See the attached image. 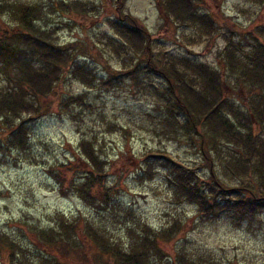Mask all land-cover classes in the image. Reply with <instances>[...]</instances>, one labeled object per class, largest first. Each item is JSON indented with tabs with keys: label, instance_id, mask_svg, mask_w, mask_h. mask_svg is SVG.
Returning a JSON list of instances; mask_svg holds the SVG:
<instances>
[{
	"label": "rangeland",
	"instance_id": "rangeland-1",
	"mask_svg": "<svg viewBox=\"0 0 264 264\" xmlns=\"http://www.w3.org/2000/svg\"><path fill=\"white\" fill-rule=\"evenodd\" d=\"M11 1L34 4L40 0ZM80 1H93L97 13L83 20L75 17L72 21H64L57 30L59 42L88 45L91 47L90 55L96 60L103 57L111 68L120 69V60L103 47L109 36L115 38L108 23L118 17L116 1L120 0ZM162 1H121L124 3L123 15L152 34V48L156 53L166 52L221 72L225 68L223 62L227 51H235L229 46L230 40L238 45L241 37L260 38L257 31L264 32V4L249 0H200L203 11L210 14L219 27L223 26L213 35L214 31H206L194 21L184 23L187 26H179L164 14ZM248 39L242 40L245 52L253 51L255 44L244 42ZM235 53L238 56L234 63L240 66L243 59L238 51ZM80 60L85 59L80 57ZM88 63L98 78H106L100 63L94 60ZM223 78L227 83L224 86L225 97L233 107L242 108L239 123H243L244 117L248 120L251 115L248 105L253 97L249 100L244 91H239L236 77L229 80L225 75ZM59 87L61 94L54 99L53 115L41 117L32 125L29 149L23 153H0V233L10 236L25 248L24 254L19 256L22 262L45 264L46 259L53 263L57 258L54 264L113 263V255L102 253L93 243L78 252L70 249L66 252L67 247H64L62 250L66 253L50 251L49 255L48 249H40L37 231H49L59 225L60 220H68L77 223L78 228L93 224L111 251L125 255L141 252L140 241L146 238V234L142 236L141 232L144 227L150 240L157 238L166 256L175 255L178 251L181 256L195 259L198 264H264V215L243 221L227 215L213 219L200 216L195 205L176 195L169 182V170L163 167L161 158L152 154L166 152L178 164L195 170L204 182L214 174V179L217 177L228 189L237 192L241 189L244 194L247 193L241 185L244 180L253 187L255 184L246 178L245 161L248 156H244L240 163L237 160L242 155H237V160L234 158L232 161L240 173L237 176L242 179L232 176V166L228 169L229 175L224 173L227 149L220 153L219 158L214 157L215 163L205 164L197 150L200 141L194 142V147L182 131L173 133V128L163 124L162 107H158L156 99L141 94L133 97L128 80L122 83L123 90L111 92L89 90L69 77ZM71 96L84 97L83 105H76L74 109L75 119L59 113L62 109L60 103ZM247 130L258 136L256 142L264 141V124L251 125ZM84 134L96 138L102 156L108 162L109 186L117 187V201L111 214L107 212L110 206L100 210L90 207L69 185L60 186L50 173L51 169L63 172L57 166L76 160V150ZM223 157L224 164L221 161ZM256 178L255 175L253 179ZM175 224L178 226L173 237L165 239L166 230ZM158 255L162 257V254ZM166 259L163 256L162 262ZM0 264H11L2 249Z\"/></svg>",
	"mask_w": 264,
	"mask_h": 264
},
{
	"label": "trees",
	"instance_id": "trees-1",
	"mask_svg": "<svg viewBox=\"0 0 264 264\" xmlns=\"http://www.w3.org/2000/svg\"><path fill=\"white\" fill-rule=\"evenodd\" d=\"M121 1H116L118 17L108 23L115 38L109 36L103 45L121 62V68L114 69L103 61V57L96 60L91 56L88 45L59 42V25L75 17L83 20L97 13L93 1L40 0L26 4L0 0V17L4 19L0 20V153H23L29 149L33 123L41 117L53 115L54 99L61 94L59 86L67 77L81 82L89 90L110 92L123 90L121 85L128 80L133 97L141 94L156 99L158 107H162L163 124L173 128V133L182 131L193 146L194 142L200 141L197 150L205 164L215 163L214 159L227 149V162L224 157L221 160L223 164L226 162L224 173L229 175L228 169L232 166V176L237 178L240 173L232 161L234 158L237 160V155H242L237 160L240 163L244 156H248L245 161L246 178L255 184L253 187L244 180L241 184L247 189L244 194L241 189L240 192L228 189L217 177L214 179V174L204 182L195 170L178 164L166 152L152 154L163 160V167L169 170V182L181 200L195 205L200 216L212 219L227 215L243 221L264 215V141L256 142L258 136L247 130L251 125L264 124V32L257 31L260 38L248 36V39L245 35L238 45L230 40L229 46L238 51L244 62L239 58L240 66L235 65L238 55L229 49L223 62L225 68L220 72L166 52H154L152 34L123 15L124 3ZM249 1L264 4V0ZM201 5L200 0L161 2L164 14L179 26H187L184 23L194 21L202 29L214 31V35L223 26L219 27ZM243 38L248 39L244 41L246 43H255L253 51H244ZM80 57L85 60L81 61ZM93 60L103 66L106 78H98L88 63ZM225 69H228L227 73ZM225 75L229 80L236 77L239 91H244L249 100L253 97L248 105L251 115L248 120L244 117L243 123H239L242 108L233 107L225 97ZM83 98H66L60 103L62 109L59 113L75 119L74 109L76 105H83ZM97 143L95 137L84 134L76 150V160L57 166L63 172L51 169L50 173L60 186L69 185L90 207L100 210L110 206L107 212L111 214L117 201V187L109 186L108 162ZM255 175L257 178L253 179ZM238 178L242 179L241 176ZM57 226L49 231H37L40 249H48L49 255L50 251H61L64 247H67L66 252L69 249L78 252L85 245L94 244L102 253L113 255L112 264H198L195 259L181 256L178 251L172 256L163 254L157 238L150 240L144 227L141 232L142 236L146 234V238L140 241L141 252L132 256L111 251L103 242L102 233L96 231L91 223L78 228L77 223L60 220ZM177 226L175 224L166 230L164 238L170 240ZM0 249L7 253L11 264H30L19 259L25 248L2 233ZM158 253L167 257L164 263ZM100 259L104 260L103 257ZM56 261L57 258L53 263L46 259L45 264Z\"/></svg>",
	"mask_w": 264,
	"mask_h": 264
}]
</instances>
